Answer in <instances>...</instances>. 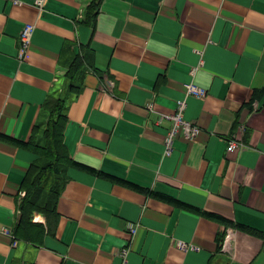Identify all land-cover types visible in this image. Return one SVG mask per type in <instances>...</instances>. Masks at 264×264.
Wrapping results in <instances>:
<instances>
[{"label": "crops", "instance_id": "crops-1", "mask_svg": "<svg viewBox=\"0 0 264 264\" xmlns=\"http://www.w3.org/2000/svg\"><path fill=\"white\" fill-rule=\"evenodd\" d=\"M16 1L0 0V136L28 144L58 91L80 166L67 171L58 219L35 213L25 228L38 155L0 138V264H264V0H100L97 13L98 0ZM75 55L79 94L67 77ZM190 84L208 95L190 96ZM180 101L200 132L168 152L162 117ZM239 126L246 148L231 154Z\"/></svg>", "mask_w": 264, "mask_h": 264}, {"label": "trees", "instance_id": "trees-1", "mask_svg": "<svg viewBox=\"0 0 264 264\" xmlns=\"http://www.w3.org/2000/svg\"><path fill=\"white\" fill-rule=\"evenodd\" d=\"M100 0L90 6V11L98 12ZM84 60L81 56L71 57L68 65V80L71 81L69 90L79 94L84 85ZM67 101L58 91L47 98L43 113L48 118L47 123L38 124L29 138L28 144L9 137L1 139L25 148L38 155L23 183L25 196L21 198V224L25 228L32 227V216L35 213L46 217L48 225L58 219L57 205L61 191L65 186L66 174L69 168L80 166L70 158L64 139L67 124Z\"/></svg>", "mask_w": 264, "mask_h": 264}, {"label": "built area", "instance_id": "built-area-1", "mask_svg": "<svg viewBox=\"0 0 264 264\" xmlns=\"http://www.w3.org/2000/svg\"><path fill=\"white\" fill-rule=\"evenodd\" d=\"M13 2L17 3L18 1L13 0ZM34 29L35 27L31 24H27L26 26H24V28H22V32L20 36V44H19V56L22 59L25 58L26 56L27 50L32 40ZM187 89H188L187 90L188 94L196 98L202 99L208 95V91L206 89L196 86L195 84L188 85ZM177 105H178V112L176 114L162 117L163 119L166 118L171 121V129L169 130L168 137L166 140V146H165L168 152L172 150L173 141L176 138L181 137L191 142L196 139L197 135L200 132V128L197 125L185 120L184 118V110L186 105L185 101H180L178 102ZM243 131H244V126H239V131L234 133V135H232L228 140L229 153L234 154L246 148V145L242 142V139L240 137V133H242ZM24 196L25 193L22 194V197ZM18 213L19 215H21L20 210ZM130 231L134 235L136 233V226H131ZM232 237H233L232 231L228 230L224 236V239L221 242L222 251L230 248ZM176 246L183 251H187L189 249L195 248L187 243H182V242L181 243L178 242Z\"/></svg>", "mask_w": 264, "mask_h": 264}]
</instances>
